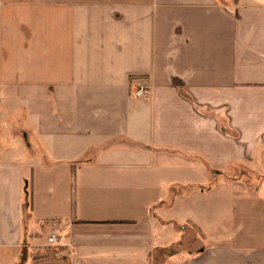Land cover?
Returning a JSON list of instances; mask_svg holds the SVG:
<instances>
[{
	"label": "crops",
	"instance_id": "0c3cea01",
	"mask_svg": "<svg viewBox=\"0 0 264 264\" xmlns=\"http://www.w3.org/2000/svg\"><path fill=\"white\" fill-rule=\"evenodd\" d=\"M0 106V264H264V0H0Z\"/></svg>",
	"mask_w": 264,
	"mask_h": 264
},
{
	"label": "rangeland",
	"instance_id": "374dc122",
	"mask_svg": "<svg viewBox=\"0 0 264 264\" xmlns=\"http://www.w3.org/2000/svg\"><path fill=\"white\" fill-rule=\"evenodd\" d=\"M0 112H1V109H0ZM4 121L5 120L3 118L0 119V149H3V147L8 145V143L11 144L12 146L16 145V143H17L15 140V135L12 134L13 133L12 132L13 127H10L9 122L7 123L6 121L5 122ZM18 140H20L24 143V139L22 137L21 138L18 137ZM255 165L256 166L252 170H250V172H247V170H244V172L246 173L245 175L249 176V177L246 176L245 178L249 179V182L253 187L264 186V176H263L264 175V161L262 159L261 160L256 159ZM223 175L224 176H226V175L227 176H233V175H235V172L233 170H229V171L223 170ZM226 228H230V225L226 227L225 224L224 225L221 224L216 229H219L222 231L224 230V232H225L227 230ZM209 231L210 230H208V232ZM188 240H190V237H188Z\"/></svg>",
	"mask_w": 264,
	"mask_h": 264
},
{
	"label": "built area",
	"instance_id": "2783aa9c",
	"mask_svg": "<svg viewBox=\"0 0 264 264\" xmlns=\"http://www.w3.org/2000/svg\"><path fill=\"white\" fill-rule=\"evenodd\" d=\"M149 93V88L146 85H141L137 89L138 95H146ZM48 243L51 247L55 249V254L60 256L66 251V247L69 243L66 241V235L61 231L55 229L48 236Z\"/></svg>",
	"mask_w": 264,
	"mask_h": 264
},
{
	"label": "trees",
	"instance_id": "16d2710c",
	"mask_svg": "<svg viewBox=\"0 0 264 264\" xmlns=\"http://www.w3.org/2000/svg\"><path fill=\"white\" fill-rule=\"evenodd\" d=\"M189 225H190L194 230H196L197 232H199L200 234L202 233L201 229H200L197 225H195V224H193V223H189Z\"/></svg>",
	"mask_w": 264,
	"mask_h": 264
}]
</instances>
